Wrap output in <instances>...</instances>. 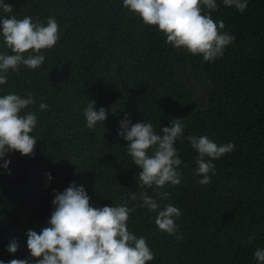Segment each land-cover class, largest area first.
<instances>
[{
  "label": "trees",
  "instance_id": "obj_1",
  "mask_svg": "<svg viewBox=\"0 0 264 264\" xmlns=\"http://www.w3.org/2000/svg\"><path fill=\"white\" fill-rule=\"evenodd\" d=\"M2 2L13 13L0 9V19L30 16L46 26L54 17L60 39L41 50L45 60L39 68L21 65L2 73L7 81L0 85V97L31 93L34 103L21 114L34 113L38 123L30 134L37 139L34 153L13 151L4 158L10 161L7 170L0 168V261L35 264L26 233L49 226L53 192L74 183L85 189L93 207L133 209L127 228L146 240L154 255L148 264H257L254 252L264 249V0H247L243 12L223 0H216L214 10L202 9L235 37L212 61L174 48L123 0ZM0 54H13L2 35ZM199 89L208 91L202 106L196 102ZM90 101L94 110L104 108L107 114L95 129L86 126L83 114ZM41 103L48 109L41 111ZM126 114L133 124L151 122L157 134L181 119L184 134L174 144L182 160L178 185L139 186L141 169L118 135ZM189 135L235 146L211 161L215 174L209 173L208 185L198 182L203 178L197 175L199 154ZM140 192L159 208L140 207L139 198L131 199ZM163 192L170 193L167 199L158 195ZM168 204L182 213L174 218L177 234L172 236L155 224ZM13 241L18 249L10 254Z\"/></svg>",
  "mask_w": 264,
  "mask_h": 264
},
{
  "label": "clouds",
  "instance_id": "obj_2",
  "mask_svg": "<svg viewBox=\"0 0 264 264\" xmlns=\"http://www.w3.org/2000/svg\"><path fill=\"white\" fill-rule=\"evenodd\" d=\"M225 6H234L240 12L247 8V0H223ZM124 7L139 16L143 23L156 26L164 34L166 42L174 48H183L192 55H202L204 61H212L222 56L224 49L235 40L234 36L222 30L223 21L216 22L210 15L202 14V9L217 8L216 0H123ZM3 13H13V8L0 0ZM0 35L4 44L13 54H0V85L7 81L9 69L18 71L20 66L35 70L45 56L41 50L51 49L60 39L59 26L54 17L47 20L46 26L33 23L30 16L17 19L14 15L0 19ZM25 53H31L25 57ZM34 103L33 95L21 97L7 94L0 97V168L7 170L10 161L5 156L13 151L22 156H31L37 139L30 135L38 121L34 113L22 115L23 109ZM95 101H90L84 109L86 126L95 129L98 122L107 118L106 110H94ZM41 111L48 105L41 103ZM184 124L181 119H173L170 127L160 129L157 134L151 122L131 123L127 118L120 121L118 135L127 142V153L132 163L141 171L138 175L139 186L163 188L166 184L178 185V167L182 160L178 156L175 142L183 137ZM198 152V182L208 185L209 173L215 174L211 162L234 150L229 142L218 145L207 136L186 138ZM151 151V155L149 152ZM207 157L208 159H205ZM51 179L50 174H46ZM51 213L47 227L40 233L29 230L27 249L35 264H148L154 259L151 249L143 237L137 238L127 228L129 214L133 209L125 206L93 207L85 189L69 185L63 192H53ZM167 199L170 193H158ZM142 202L139 206L156 211L158 203L145 192L131 194L132 200ZM178 207L168 204L156 216L157 228L169 236L177 234L176 217L181 215ZM181 237L177 235V239ZM254 239V237L250 238ZM18 249L15 241L8 246L10 254ZM257 264H264V249L254 252ZM3 264V261H0ZM8 264H28V260H11Z\"/></svg>",
  "mask_w": 264,
  "mask_h": 264
},
{
  "label": "rangeland",
  "instance_id": "obj_3",
  "mask_svg": "<svg viewBox=\"0 0 264 264\" xmlns=\"http://www.w3.org/2000/svg\"><path fill=\"white\" fill-rule=\"evenodd\" d=\"M188 85L193 88L196 89L194 83L191 81V79L188 80ZM208 91L207 89H199L196 92V102L199 106H202L204 104V101L207 97Z\"/></svg>",
  "mask_w": 264,
  "mask_h": 264
}]
</instances>
